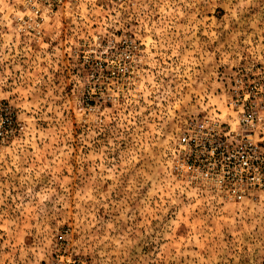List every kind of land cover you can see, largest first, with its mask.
Wrapping results in <instances>:
<instances>
[{
	"label": "rangeland",
	"instance_id": "374dc122",
	"mask_svg": "<svg viewBox=\"0 0 264 264\" xmlns=\"http://www.w3.org/2000/svg\"><path fill=\"white\" fill-rule=\"evenodd\" d=\"M26 15L0 0V264H264V193L172 163L206 116L249 134L236 90L264 153V0H76L41 34Z\"/></svg>",
	"mask_w": 264,
	"mask_h": 264
},
{
	"label": "built area",
	"instance_id": "2783aa9c",
	"mask_svg": "<svg viewBox=\"0 0 264 264\" xmlns=\"http://www.w3.org/2000/svg\"><path fill=\"white\" fill-rule=\"evenodd\" d=\"M19 1L31 13L23 22H30L31 28L41 34L40 20L45 14H52L76 0ZM250 99V96L243 97L236 90L233 101L240 125L249 134L231 137L226 126L211 123L206 116L189 123L173 153V169L177 173L199 177L226 201L255 202L260 192L264 193V153L261 152V144L251 137L260 115L258 109L250 104ZM2 134L0 132V136Z\"/></svg>",
	"mask_w": 264,
	"mask_h": 264
}]
</instances>
